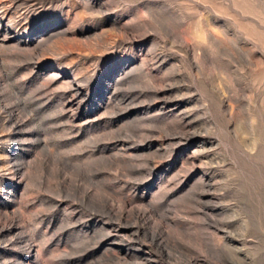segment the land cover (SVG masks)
Returning <instances> with one entry per match:
<instances>
[{
    "label": "rangeland",
    "instance_id": "obj_1",
    "mask_svg": "<svg viewBox=\"0 0 264 264\" xmlns=\"http://www.w3.org/2000/svg\"><path fill=\"white\" fill-rule=\"evenodd\" d=\"M0 264H264V0H0Z\"/></svg>",
    "mask_w": 264,
    "mask_h": 264
}]
</instances>
